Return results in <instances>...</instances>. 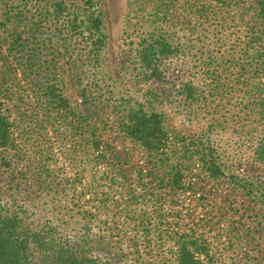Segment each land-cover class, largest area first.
Listing matches in <instances>:
<instances>
[{"label":"rangeland","instance_id":"obj_1","mask_svg":"<svg viewBox=\"0 0 264 264\" xmlns=\"http://www.w3.org/2000/svg\"><path fill=\"white\" fill-rule=\"evenodd\" d=\"M254 2L99 0L104 40L97 79L103 95L98 98L96 133L103 154L108 151L104 159H95L93 147L85 142L89 130L81 133L58 124L53 130H23L42 152L51 175L35 183L41 186L37 195L17 187L8 191L4 186V197L24 202L27 221L49 226L71 244L87 241L101 264H160L166 252L159 236L153 230L150 242L144 243L127 224V214L140 211L167 213L166 223L157 226L173 231L198 224L197 234L207 239L215 264H264V208L228 183L229 175H253L264 182V153L259 154L264 151V109H253L260 102L259 92L248 93L245 87L247 82L264 81L251 72L262 68L264 49L243 54L246 36L257 29L252 18ZM156 44L164 55L154 53L147 69L156 75L149 77L136 60L144 53L151 57ZM203 70L212 76L206 77ZM184 82L192 88L191 95L181 92ZM260 94L264 98V92ZM65 95L71 106L86 111L88 105L79 101L70 83ZM138 104L143 111L162 112L168 135L178 133L187 141L199 136L215 158L221 179L187 178L185 187L173 192L164 191L150 178L140 180L137 170H146L141 150L122 138L114 125L116 111ZM32 107L31 101L17 102L11 117ZM114 150L128 177V193L123 188L119 194L116 191V201L98 187L102 185L98 176L115 170L110 153ZM74 164L78 166L71 169ZM105 167L111 172L102 173ZM195 172L193 165L190 177ZM14 183L25 186L20 179ZM150 187L156 188L155 198Z\"/></svg>","mask_w":264,"mask_h":264},{"label":"trees","instance_id":"obj_2","mask_svg":"<svg viewBox=\"0 0 264 264\" xmlns=\"http://www.w3.org/2000/svg\"><path fill=\"white\" fill-rule=\"evenodd\" d=\"M207 1L223 5L227 0ZM252 7L257 29L246 36L244 55L264 49V0H255ZM101 24L99 0H0V264H101L90 253L87 241L71 244L49 226L27 221L23 214L27 210L24 202L18 204L13 197H4L3 192L7 186L8 191L17 187L37 195L41 186L35 183L40 177L44 180L51 175V169L42 162V152L35 149L31 136L23 130H53L56 124L61 128L79 129L81 133L89 130V134L84 135L85 142L93 147L95 159H102L108 151L106 148L103 154L96 133L98 98L103 95V87L97 79L104 40ZM150 46L152 50V44ZM155 47L151 57L144 53L136 60L139 70L144 74L149 72V77L156 75V71L147 69L154 53L164 55L162 47L161 50L158 44ZM262 65L255 72L251 71L256 78L264 79V62ZM207 70H203L204 75L212 76ZM67 83L75 87L79 101L88 105L86 111L70 105L65 95ZM180 87L181 92L191 95L192 88L187 82ZM245 87L248 93L259 92L260 102L253 109L262 112L264 98L260 93L264 92V81L247 82ZM106 88L111 91L109 84ZM29 100L33 104L31 111L11 117L17 102L25 104ZM115 113L114 125L119 135L138 146L144 158L146 170H137L140 180L150 178L164 191L173 192L184 188L187 178L194 180L202 175L213 182L221 179V170L200 137L187 141L178 133L168 135L160 110L143 111L138 104L137 108L129 106ZM262 152L259 151L261 156ZM110 153L115 170L110 174V167H105L107 171L102 173L108 174L98 176L102 184L98 187L105 196L116 201L120 189L128 193V177L119 152ZM193 165L197 172L190 177ZM74 166L78 165H71V169H75ZM4 173L9 177H2ZM78 175L80 173L75 172V176ZM228 178L230 188L264 208V182L253 175H229ZM16 179L23 180L25 186L19 188L20 184L14 183ZM151 188L155 198L156 188ZM127 215V224L131 226L128 227L134 235L140 234L142 242H150L153 230L159 236L166 252L160 264H215L207 239L197 234L198 224H192L187 230L173 231L157 226L161 221L166 223L165 212L140 211Z\"/></svg>","mask_w":264,"mask_h":264}]
</instances>
